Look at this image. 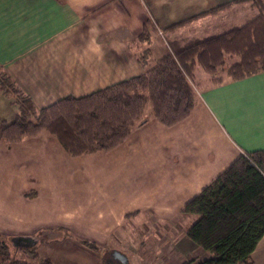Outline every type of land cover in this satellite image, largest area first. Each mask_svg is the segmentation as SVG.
Instances as JSON below:
<instances>
[{
	"label": "crops",
	"instance_id": "0c3cea01",
	"mask_svg": "<svg viewBox=\"0 0 264 264\" xmlns=\"http://www.w3.org/2000/svg\"><path fill=\"white\" fill-rule=\"evenodd\" d=\"M233 1L0 0V73L37 109L86 96L144 73L137 46L149 49L153 63L165 53V43L223 33L256 15L251 2ZM150 17L162 35L137 40ZM196 91L197 103L186 118L170 126L148 120L109 151L69 156L51 135L6 146L0 141V153L9 157L5 153L12 151L24 175L35 178L22 180L20 169L16 174L9 162L2 163L1 188L13 183L19 197L36 185L43 188L32 199L22 197L25 203L46 202L32 221L22 223L73 232L92 224L101 230L99 240L133 211L177 223L186 202L234 159L264 150V71L216 84L209 78ZM4 96L0 91V121H9ZM19 179L26 184L23 192ZM183 235L173 254L176 264L208 257ZM248 264H264V235Z\"/></svg>",
	"mask_w": 264,
	"mask_h": 264
},
{
	"label": "trees",
	"instance_id": "16d2710c",
	"mask_svg": "<svg viewBox=\"0 0 264 264\" xmlns=\"http://www.w3.org/2000/svg\"><path fill=\"white\" fill-rule=\"evenodd\" d=\"M240 1L251 2L257 11L245 24L182 44L169 43L151 65L145 49L139 57L144 73L86 96H67L37 109L0 73V91L13 98L17 108L11 120L0 121V140L9 144L45 130L69 156H78L111 150L148 120L170 126L186 118L197 103V68L215 84L223 80L215 73L234 57L226 69L230 79L264 71V0L233 2ZM153 32L149 24L137 40H149ZM180 214L188 223L187 239L209 254L183 264H248L264 235V150L247 151L234 159L186 202ZM79 240L92 252L100 251L98 245ZM13 246L22 257L10 253L0 234V264H53L51 258H41L33 244ZM102 262L117 261L106 256Z\"/></svg>",
	"mask_w": 264,
	"mask_h": 264
},
{
	"label": "rangeland",
	"instance_id": "374dc122",
	"mask_svg": "<svg viewBox=\"0 0 264 264\" xmlns=\"http://www.w3.org/2000/svg\"><path fill=\"white\" fill-rule=\"evenodd\" d=\"M149 24L154 28L151 37L162 35V30L152 17L149 18L147 26H149ZM137 44H139V41L133 44V48H135ZM168 44L169 43H165L166 48H168ZM137 48L139 49L137 50L138 57H142L141 55L145 48H143V46H137ZM236 59L237 57L227 60L223 69L219 68L215 73V77H221L222 79L227 77L226 69ZM153 63L148 62L150 65ZM195 77L197 86L205 83L210 78L201 68L197 69ZM6 97L4 96L5 107L10 109L8 116L12 119L16 113V107L10 104V102L7 103ZM36 135L48 136L51 134L42 130ZM32 137L33 136H27L12 143L15 144ZM12 143L6 144L4 142L5 146L11 145ZM7 153L5 154L9 157L3 156L2 153H0V160H2L0 164L9 162V166L15 169L16 174H18L17 171L20 169L23 174V176H20L22 180L35 179L31 176L24 175V164H22L21 161L12 160L10 157L13 155L12 151ZM12 162H16L17 164H12ZM0 168L3 169V165H0ZM1 169L0 176L3 174ZM15 177L14 175V178ZM21 179H19V183L20 189L23 192L26 184ZM36 186L37 190L31 187L26 191L27 193L25 192L26 194H22V197L32 199L37 196L38 191L40 190L41 192L43 188L38 185ZM1 187L2 186H0V234L9 244L10 253L13 256L22 257L20 251H17L13 246L16 242L15 238L30 236L35 239L33 245L38 251L39 256L41 258H51L53 264H104L102 262V257H111V252L114 249L121 251L127 256L128 264H176L173 254L179 252L178 249H180V245H183V234H185V229L188 225L187 221L185 222L183 218H180L177 223L161 222L153 217L152 213L133 211L124 218L121 226L109 234L108 238L99 240L95 237L101 235V230H97L92 224L88 226L87 230L85 229L83 231L76 228L77 231L74 232L71 230L70 232L56 225L44 227L45 225H39L38 223H31L26 227L22 222L32 221L37 212H40L38 209L39 204H44L46 202L42 199H37L36 203L34 200H32L34 202L25 203L21 194L19 197L17 185L8 183L6 187ZM16 218L17 221H14ZM79 233H83L86 237L79 236ZM79 239L98 245L100 251L95 253L92 252L89 248L84 246ZM21 242L22 241H18L17 246L25 245ZM175 249L177 251H175ZM175 254L177 255V253ZM201 260L203 259H197L196 262ZM114 264H118V262Z\"/></svg>",
	"mask_w": 264,
	"mask_h": 264
},
{
	"label": "water",
	"instance_id": "95a60500",
	"mask_svg": "<svg viewBox=\"0 0 264 264\" xmlns=\"http://www.w3.org/2000/svg\"><path fill=\"white\" fill-rule=\"evenodd\" d=\"M16 239V242H15V245L17 246L18 244V241H22V240H26L25 238L23 237H19V238H15ZM34 242V240L31 238L29 243H24L25 245H32ZM111 257L114 259V260H117L119 262V264H128V259H127V256L124 255L121 251L117 250V249H114L112 250L111 252Z\"/></svg>",
	"mask_w": 264,
	"mask_h": 264
},
{
	"label": "flooded vegetation",
	"instance_id": "af4514ba",
	"mask_svg": "<svg viewBox=\"0 0 264 264\" xmlns=\"http://www.w3.org/2000/svg\"><path fill=\"white\" fill-rule=\"evenodd\" d=\"M23 238H25L26 240H22V242L21 243H29V241H30V239L31 238H28V237H24V236H22ZM34 240V239H33ZM117 261V260H116ZM118 262V261H117ZM118 264H119V262H118Z\"/></svg>",
	"mask_w": 264,
	"mask_h": 264
}]
</instances>
